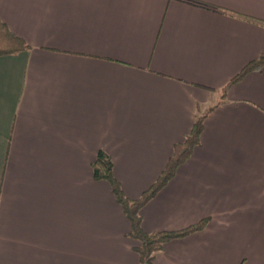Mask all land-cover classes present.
<instances>
[{
    "label": "crops",
    "instance_id": "0c3cea01",
    "mask_svg": "<svg viewBox=\"0 0 264 264\" xmlns=\"http://www.w3.org/2000/svg\"><path fill=\"white\" fill-rule=\"evenodd\" d=\"M30 47L0 56V264H139L106 181L157 178L207 112L200 143L140 211L152 264H264V0H0Z\"/></svg>",
    "mask_w": 264,
    "mask_h": 264
},
{
    "label": "trees",
    "instance_id": "16d2710c",
    "mask_svg": "<svg viewBox=\"0 0 264 264\" xmlns=\"http://www.w3.org/2000/svg\"><path fill=\"white\" fill-rule=\"evenodd\" d=\"M29 49V45L21 37L12 33L0 19V56L16 55ZM262 68H264V57L248 62L221 88L222 99L233 83L240 81L248 73L260 71ZM209 111L207 110L196 117L189 133L181 142L173 146L171 155L155 181L136 199H130L124 194L119 181L114 177L112 160L105 151L99 150L91 163L93 179L108 183L115 202L120 206L130 224L128 236L138 242L134 251L138 255L139 264H152L154 255L161 251L166 243L199 232L208 223L207 218H202L182 229L148 233L142 228L140 211L167 185L174 177L177 168L190 158L194 148L199 145L203 122Z\"/></svg>",
    "mask_w": 264,
    "mask_h": 264
}]
</instances>
